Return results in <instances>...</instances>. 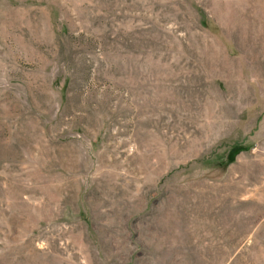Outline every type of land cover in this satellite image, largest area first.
I'll use <instances>...</instances> for the list:
<instances>
[{"label": "rangeland", "instance_id": "374dc122", "mask_svg": "<svg viewBox=\"0 0 264 264\" xmlns=\"http://www.w3.org/2000/svg\"><path fill=\"white\" fill-rule=\"evenodd\" d=\"M0 264H264V0H0Z\"/></svg>", "mask_w": 264, "mask_h": 264}]
</instances>
